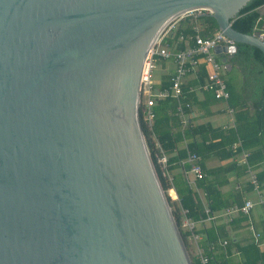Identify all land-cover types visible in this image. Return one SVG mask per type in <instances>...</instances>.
Wrapping results in <instances>:
<instances>
[{"label": "water", "instance_id": "obj_1", "mask_svg": "<svg viewBox=\"0 0 264 264\" xmlns=\"http://www.w3.org/2000/svg\"><path fill=\"white\" fill-rule=\"evenodd\" d=\"M250 0H0V264H193L139 118L144 58ZM222 62L227 66L226 58Z\"/></svg>", "mask_w": 264, "mask_h": 264}, {"label": "crops", "instance_id": "obj_2", "mask_svg": "<svg viewBox=\"0 0 264 264\" xmlns=\"http://www.w3.org/2000/svg\"><path fill=\"white\" fill-rule=\"evenodd\" d=\"M222 58L219 56L221 61ZM173 72L174 69L168 70L165 67L161 75L171 78ZM223 77L226 85L228 81L238 86L241 74L237 68L229 64ZM192 80L196 82V84L193 83L196 86L204 82L199 81V71L196 77L191 75L185 79L184 84L187 81L190 84ZM194 92L197 99L191 103L189 112L184 111L185 121L180 114H176L180 119L182 134L177 146L168 152L163 151L155 139L156 147L161 153L160 157L166 158V177L172 184L168 190V196L174 209L180 208L182 228L189 232L190 252L200 261V264L201 257L209 259L207 255L209 252L216 254L220 259L227 260L229 264H243L245 254L242 249L254 245L256 252L248 255V260L254 262L260 254L259 262L264 264V204L260 202L264 199V142H257L259 136L264 139V134L251 138L256 143L250 149L240 148L239 140L230 145L229 135L224 139L227 142H224L223 146H213L214 143L221 141L224 132L234 128L235 110L229 106L228 100L206 98L205 95L213 94L210 90L197 87ZM188 125L192 128L207 125L210 130L205 132L202 129L191 134L188 130L185 131ZM205 134L211 135L212 138L204 141ZM195 141L199 144L198 155L203 171L202 178H197L190 170L192 162L188 159V146ZM253 177L256 184L252 181ZM207 186L210 187L216 204L220 206L212 212L208 207ZM186 187L199 198L204 211L203 218L189 217L187 209L181 206L180 196L182 194L186 198ZM246 200L254 203L249 215L224 214L226 208L242 205ZM187 221L193 223L192 229L184 225ZM207 229L210 231L212 241H206Z\"/></svg>", "mask_w": 264, "mask_h": 264}, {"label": "trees", "instance_id": "obj_3", "mask_svg": "<svg viewBox=\"0 0 264 264\" xmlns=\"http://www.w3.org/2000/svg\"><path fill=\"white\" fill-rule=\"evenodd\" d=\"M264 4V0H250L237 14L235 18L231 20L232 27L237 31L253 34L255 33V26L257 20L260 17V7ZM175 27L170 33L163 38V45L169 46L174 50H183L188 46L193 45L194 29L199 28L200 34L203 37L211 36L216 30H218V24L216 20L211 17L210 13L206 10L194 11L192 14L184 15L183 17L177 18L175 21ZM260 27H264V21H261ZM236 51L229 54L218 55L225 57L227 62L233 67L237 68L241 74L239 84L237 86L227 81V90L229 92L228 104L235 110V121L234 128L224 132L221 136V141L214 143L213 146H223L224 139L227 135L230 136L228 142L230 145L234 144L239 140L240 148L250 149L256 142L251 138L257 135L264 134V54L256 46L246 43H236ZM206 66L200 64L199 68V81L203 82L206 76ZM191 80V79H190ZM170 83V76L161 75L160 79L155 77L154 88L159 89L168 86ZM192 83L183 84L182 86V97L177 100L175 98H166L164 100H156L153 105L154 118L152 123L145 122L142 115L139 113L141 128L159 176L160 182L166 191L169 203L171 205L175 220L180 228L181 235L189 251L193 264H200V261L192 255L190 252V244L188 243V231L182 228V222L180 217V208L175 210L170 197L168 196V190L171 187L166 175L160 170L158 159L161 155L159 148L156 147L155 139L159 142L160 147L163 151H170L177 146V143L182 137L180 130V119L176 114L178 113V106L181 105L183 111L189 112L191 109V103L197 98L194 90H190L196 86ZM206 98L214 99V95H205ZM205 130L209 132L207 125L193 127L188 125L185 129L191 134H195L198 130ZM258 137V136H257ZM212 138L211 135L205 134L203 136L204 141ZM222 140H224L222 142ZM257 142H264L261 136L258 137ZM210 143V141L208 142ZM189 154H199V144L193 143L188 146ZM188 154V155H189ZM181 157V154H180ZM188 167V166H186ZM186 169V168H185ZM188 169V168H187ZM186 186V185H185ZM186 198L184 195L180 196V203L183 208L187 209V215L191 218H203L204 211L202 204L197 195L186 187ZM210 187L207 186L208 193V207L210 211L218 209L220 206L216 204L214 197L211 194ZM206 241H212L210 231L206 230ZM258 251V250H257ZM245 254V261L243 264H260V254L258 259L254 262L248 260V255L256 252V247L253 245L249 248L242 249ZM208 261L207 264H229L227 260L219 258L212 252L207 253Z\"/></svg>", "mask_w": 264, "mask_h": 264}, {"label": "built area", "instance_id": "obj_4", "mask_svg": "<svg viewBox=\"0 0 264 264\" xmlns=\"http://www.w3.org/2000/svg\"><path fill=\"white\" fill-rule=\"evenodd\" d=\"M193 12L186 13L185 15L192 14ZM176 19L164 30L148 51L143 61L140 75L139 113L142 115L143 120L149 124L152 123L154 118L153 105L156 100H164L166 98L179 100L182 97V86L185 79L191 75L196 77L200 64H204L207 69L204 82L192 87L190 90H195L198 87L202 90L212 91L214 97L217 99L227 100L229 97L226 80L223 77V73L227 67L215 53V48L224 45L232 46L235 42L226 37L220 30H216L209 37H203L200 34L199 28L196 27L194 29V35L191 37L193 39L192 46H188L183 50L171 49L169 46L163 45L162 42L163 38L175 27ZM261 21H264V4L260 7V17L257 20L254 33L259 38L264 39V27H260ZM228 53L231 54V52ZM159 59H171L174 63V72L168 86L155 89L154 70L156 69V62ZM178 113L183 118V121H185L184 111L181 105L178 106ZM188 159L192 162L190 170L194 172L197 178H202L203 171L200 165L199 155L197 153H190ZM158 163L160 170L166 175V158L164 156L159 157ZM252 181L256 184L254 177ZM260 202L264 204V199H261ZM253 206L254 203L252 201L246 200L242 205H233L226 208L224 214L228 216L236 213L249 215ZM184 225L189 229L193 228V223L191 222L187 221ZM207 261L208 259L206 257H201V264H207Z\"/></svg>", "mask_w": 264, "mask_h": 264}, {"label": "rangeland", "instance_id": "obj_5", "mask_svg": "<svg viewBox=\"0 0 264 264\" xmlns=\"http://www.w3.org/2000/svg\"><path fill=\"white\" fill-rule=\"evenodd\" d=\"M165 67L169 69H174V63L171 59H159L156 62V69L154 70V79H160L161 73L165 70ZM190 76L187 77V79Z\"/></svg>", "mask_w": 264, "mask_h": 264}]
</instances>
